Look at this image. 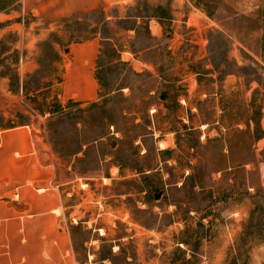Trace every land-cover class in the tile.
Instances as JSON below:
<instances>
[{
    "label": "rangeland",
    "instance_id": "obj_1",
    "mask_svg": "<svg viewBox=\"0 0 264 264\" xmlns=\"http://www.w3.org/2000/svg\"><path fill=\"white\" fill-rule=\"evenodd\" d=\"M93 37L99 98L62 104L69 47ZM23 124L56 167L0 196V264H264V0L52 24L0 0V128Z\"/></svg>",
    "mask_w": 264,
    "mask_h": 264
},
{
    "label": "crops",
    "instance_id": "obj_2",
    "mask_svg": "<svg viewBox=\"0 0 264 264\" xmlns=\"http://www.w3.org/2000/svg\"><path fill=\"white\" fill-rule=\"evenodd\" d=\"M133 1L135 0H18V4L20 9L30 13L31 17L52 24ZM100 47L99 37L70 45L69 54L64 59L63 77L56 84L58 98L62 104L69 101L89 104L99 98L97 65ZM38 134L32 124L0 128V196L5 194L4 191L10 192L18 185H28L38 178L45 182L52 180L49 175L56 167L54 153L52 147L44 142V137ZM46 191L45 189L44 192ZM2 203L3 201H0V204ZM35 204L30 202V210L36 208ZM1 218H4L2 211Z\"/></svg>",
    "mask_w": 264,
    "mask_h": 264
}]
</instances>
